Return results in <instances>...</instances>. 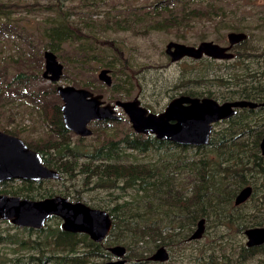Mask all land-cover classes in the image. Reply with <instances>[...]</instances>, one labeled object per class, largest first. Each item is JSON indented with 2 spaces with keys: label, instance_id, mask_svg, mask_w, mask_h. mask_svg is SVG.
I'll list each match as a JSON object with an SVG mask.
<instances>
[{
  "label": "trees",
  "instance_id": "1",
  "mask_svg": "<svg viewBox=\"0 0 264 264\" xmlns=\"http://www.w3.org/2000/svg\"><path fill=\"white\" fill-rule=\"evenodd\" d=\"M62 2L63 0H48L45 6L55 13V21L37 22L38 34L36 38L32 35L31 37L42 45L43 51L54 53L65 66L69 65L60 46L74 43L78 52L74 54L71 67L78 69L80 73L89 72L96 63L101 65L104 52L110 50L91 43L77 48L75 36L80 35L77 25L85 29L81 35L94 38L95 29H131L134 22L140 18L134 9L135 13L125 12L118 17L105 15L97 19L89 18L83 24H75L64 16H59L63 14ZM152 6V10L144 15L148 22L144 31L176 28L181 29L183 36L184 29L192 20L219 18V24H222L221 21L227 16L223 0H155ZM32 7L26 3L0 2V18H4L2 22L0 20V29L16 36H21V32L30 36L24 30L22 19L14 18L11 14L21 8L31 11ZM38 52V55L32 52L31 56L19 60L21 67L16 69L7 83V86L14 85L13 91L10 92L16 93V88H25L24 86L33 89V85L42 79L39 55L41 50ZM247 56L250 55L237 54L234 60L223 61V67L216 64V60L212 58L194 59L199 65L198 72L195 73L193 68L188 70L187 74L191 76L181 79V93L200 98L209 97L218 102H263L264 59L261 64L256 61L254 68V62H246ZM126 62L124 59V63ZM114 64V60L108 61L106 67L112 68ZM116 73L123 71L116 68ZM88 81L71 78L73 86L86 89L90 88ZM126 83L125 77H115L114 84L111 83L110 86L114 93H118L115 98H120V92H123L124 96L129 95L131 88L126 89ZM33 91L32 99H38L36 102L39 101L49 131L35 143L36 146L30 148L41 152L51 147L49 152L53 155L49 160L43 159L44 165L58 173H66L67 178L80 175L86 185L90 184L85 190L68 192L70 195H76L73 201L81 200L78 196L86 190L107 191L106 199H90L88 204L105 210L111 227L102 241L95 242L85 233L62 230L60 219L56 216L46 219L41 228L18 227L7 220H0V245L9 247L8 252L0 250V264H99L98 259L109 255L107 246L118 244L125 246L129 251L136 248L145 250L147 247L143 244L149 241L156 243L162 240L164 235L188 236L199 218L208 219L210 214L214 216L215 212L218 213L223 207L226 208L225 212L231 213L222 216L220 214L218 222L231 225L237 221L240 231L248 227L264 226V214L260 211L262 203L259 200L254 201L249 209L250 214L244 221L239 219L242 217L238 213L240 207L233 205L235 194L247 184L248 170L255 172L259 179H264V157L261 156L259 147L264 137V106L238 108L236 114L214 124L209 142L204 145H181L161 140L154 135L136 133L131 126L127 130L116 129L112 137L102 135L97 143L87 145L83 143L82 137L72 139L69 130L63 126L59 101L48 98L51 93L57 94L54 86L50 84V88L37 87ZM146 107L149 111L156 112ZM93 122L97 128L120 123L111 120ZM97 135L100 133L97 132ZM191 148L195 150L189 154L188 150ZM136 153H154L155 157L153 160L138 161ZM84 174L86 177H83ZM258 186L264 194V180H260ZM0 193L17 195L4 189L0 190ZM114 193L120 197H128L115 200L112 198ZM54 195L71 200L70 196L61 192H47L45 195L36 196L19 194V197L39 199ZM261 200L264 202L263 197ZM6 222L17 231L9 233L6 228L2 233L1 224ZM263 249L264 245L249 247L241 244L229 257H241L246 260L257 252L264 251ZM208 250L210 253L206 255ZM219 252L223 253L222 248H205L199 250L193 259L197 264H211L216 256L219 259L226 257L224 253L220 256ZM258 264H264V261Z\"/></svg>",
  "mask_w": 264,
  "mask_h": 264
},
{
  "label": "rangeland",
  "instance_id": "2",
  "mask_svg": "<svg viewBox=\"0 0 264 264\" xmlns=\"http://www.w3.org/2000/svg\"><path fill=\"white\" fill-rule=\"evenodd\" d=\"M155 0H63L62 10L67 20L74 22L75 24H83L85 21L90 19L102 18L105 15L118 17L120 14L125 12H136L140 18H138L132 28L128 29H112V28H99L94 30V38L83 36L81 33L85 32V29L77 25V29L80 35H76L75 45L77 48L83 47L87 43H91L96 47H107L110 51L104 52L102 64L96 63L94 67L87 73H80L78 69H74L72 60L74 54L78 52V49L74 48V43L62 44L61 52L69 66L63 65L62 74L60 79L56 83H51L45 79L39 80L33 85V89L29 86L16 88V93H12L13 84L7 86L12 74L17 68H20L19 60H24L25 56H31L32 52L38 55V51L41 50V71L43 69V58H42V45L36 43L32 37L37 36L38 23L41 20L55 21V13L49 10L45 4L48 0H0L4 4H11L13 2H19L21 4H30L32 7L31 11H25L23 8L18 9L16 13H12L11 16L14 18L20 17L22 19V25L24 30L30 35L21 32V36H16L12 33H7V30L0 29V130L9 131L10 134H16L19 138L30 141L32 145L36 146L35 143L38 139L44 138L49 127L46 121L43 119L44 115L41 112V106L38 99H32V93L37 87L50 88V84L55 86L60 85H73L71 78H81L84 80H90V88L88 90L94 93H102L103 99L107 102L117 100L118 93L113 92L111 85H105L102 81L100 82L96 78V74L101 67H106L108 61H115L112 68L109 69V75L111 78L110 84H114L116 76L125 77L126 89L131 88L129 95H123L120 92L119 100H128L137 96L143 106L159 112L164 109L169 100L179 94H181L180 81L182 78L189 77L187 74L188 70L193 68L194 72H198L199 65L196 63L197 60L191 58H183L179 61L172 62L170 57L165 53L166 44L169 41L182 42L189 45H197L199 42L204 40H211L221 45H227V33L230 31H243L248 34L247 40L238 44L235 47L236 53L239 55L242 52L249 51L250 56H247L246 62L251 60L256 68L255 62L258 61L260 64L264 59V0H223L225 6V12L227 16L224 17L222 24H219L220 19L214 20H192L186 26L181 36V29L176 28L170 30H145V25H148L144 15L152 10ZM1 22L4 20L0 18ZM53 21V23H54ZM219 24V25H218ZM227 24V26H226ZM233 24L232 26H228ZM225 25V27H222ZM237 25V26H236ZM32 35V37H31ZM105 50V49H104ZM237 55V54H236ZM124 59L127 61L124 63ZM205 59V58H203ZM225 61V60H224ZM223 60H216V64L223 67ZM116 68H119L123 73H116ZM120 79V78H119ZM76 87V86H75ZM86 89V88H85ZM15 91V90H14ZM170 96H172L170 98ZM48 98L52 101H59L57 94H49ZM147 108V107H146ZM116 113L121 117L119 124H111L97 128L94 122L91 127L88 126L92 132L91 135L83 139V143L87 145H93L102 137L107 135L112 137L115 135L116 129L127 130L130 125L127 116L121 111L120 108L116 109ZM101 130V131H100ZM97 132L100 135H97ZM98 137V139H97ZM75 139V136H71ZM194 148L188 150L189 154L194 153ZM175 151H180L175 149ZM137 160H153L155 157L154 153L139 154L136 153ZM67 185L64 188L62 183ZM17 181L8 180L0 182V190L14 191L13 187L17 185ZM86 185L84 180L82 181L81 176L77 175L76 178H71L69 181L59 180H46L41 186H38V190L32 194L34 196L39 194H46L47 192H67L72 199L74 195H70L68 192L74 190H81ZM105 190H86L79 198L81 200L90 203V199L100 198L101 200L106 199ZM192 192V189L190 190ZM261 193V192H259ZM189 196V195H186ZM261 194L259 195V197ZM128 197V196H126ZM251 197L242 208H239V214L246 216L250 214L249 210L252 205ZM226 208L218 210L219 212L214 214L213 218H210L206 223L205 233L201 239L195 242H182L186 238L182 235H176L173 238L175 247H168L170 253V260L166 264H197L194 262L195 257L199 250H205V248H211L217 250L222 248L223 253L226 255L225 258H221L213 264H258L264 261V251L257 252L253 257L246 261H231L229 255L232 252H236L241 244H245L246 237L242 231L238 228V222L234 224H225L223 222H217L219 215H230V211L225 212ZM50 222V221H49ZM196 224L192 227L195 228ZM8 229L9 233L15 232V228L6 222L1 224V231L4 233V229ZM34 236V234H31ZM160 242V241H157ZM156 243L149 241L145 244L147 248L141 250L136 248L129 251L127 254L130 255V262L128 264H165L157 263L154 261H148L145 256H149L156 248ZM159 244H162V240ZM0 250L4 252L9 251V247L0 245ZM264 250V249H263ZM143 251L142 256L139 252ZM210 253V250L206 251V255ZM223 253L219 252L221 256ZM138 254V255H137ZM106 256V255H105ZM98 259L99 264L102 261L108 259V256ZM109 258H111L109 256ZM229 258V259H228Z\"/></svg>",
  "mask_w": 264,
  "mask_h": 264
},
{
  "label": "water",
  "instance_id": "3",
  "mask_svg": "<svg viewBox=\"0 0 264 264\" xmlns=\"http://www.w3.org/2000/svg\"><path fill=\"white\" fill-rule=\"evenodd\" d=\"M246 37V32L230 31L226 36L228 41L226 46L211 40L201 41L197 45L169 41L165 53L172 62L184 57L200 59L203 56L218 60L231 59L233 57V53L229 51L231 46ZM42 57L41 77L49 82H57L62 74V64L51 51H43ZM96 78L105 85H110L109 69L100 68ZM55 91L61 100L59 111L63 126L74 134L91 135V130L87 127L91 120L120 119L121 116L116 113V109L120 108L136 133H151L158 139L181 145L207 144L214 123L230 118L236 114L238 108L264 106V101L218 102L209 97L180 95L170 100L161 112L154 113L141 105L137 97L105 103L101 94H94L82 87L57 84ZM259 147L261 154L264 155V137ZM57 177V172L45 167L39 155L27 148L20 138L0 130V182L14 178L35 180ZM249 194L250 187H244L236 195L234 203H242ZM50 216L60 219L62 230L85 233L95 242L102 240L111 227L110 218L105 210L90 207L81 201L72 202L60 196L30 200L0 194V220H7L18 227L41 228ZM203 222V219L198 221L191 239L202 235ZM245 235L246 245L261 244L264 242V226L250 227L245 230ZM125 249V246L117 244L110 246L108 251L114 256H120ZM151 259L164 261L168 259V254L161 248ZM101 264H125V262L119 259L103 261Z\"/></svg>",
  "mask_w": 264,
  "mask_h": 264
},
{
  "label": "flooded vegetation",
  "instance_id": "4",
  "mask_svg": "<svg viewBox=\"0 0 264 264\" xmlns=\"http://www.w3.org/2000/svg\"><path fill=\"white\" fill-rule=\"evenodd\" d=\"M247 37H248V34H247ZM247 37H246V39H244V40H242V41H240L239 43H236V44H233L232 46H231V48L229 49V51H231L232 53H233V57L231 58V59H223V61L225 60V61H232V60H234V58H235V55L236 54H238V53H236L237 51H235L234 52V50H235V47L236 46H238V44H240L241 42H243V41H245V40H247ZM221 45V44H220ZM227 45H228V41H227ZM222 46H226V45H222ZM242 55H244V56H246V55H248V54H250V52L249 51H246V52H242L241 53ZM240 54V55H241ZM204 57H207V58H210V57H208V56H203V57H201L200 59H202V58H204ZM184 58H190V57H184ZM57 59V58H56ZM213 59V58H212ZM58 60V59H57ZM215 60H217V59H215ZM63 66V65H62ZM63 69V68H62ZM48 81V80H47ZM100 81V80H99ZM101 82V81H100ZM51 83H56V82H51ZM57 85V84H56ZM55 85V86H56ZM111 85V84H110ZM55 86H54V89H55ZM107 86V85H106ZM109 86V85H108ZM56 92V91H55ZM92 93H94V92H92ZM94 94H101L102 95V93H94ZM180 95H187V94H179V95H177V96H175V97H178V96H180ZM187 96H189V95H187ZM135 97H137V96H134L133 98H135ZM175 97H173V98H175ZM190 97H197V96H190ZM133 98H131V99H133ZM138 98V97H137ZM173 98H171L170 100H172ZM200 98V97H199ZM131 99H128V100H131ZM102 100L105 102V103H112V102H107V101H105L104 99H103V95H102ZM169 100V101H170ZM61 101V100H60ZM141 102V101H140ZM61 104V103H60ZM60 104H59V106H60ZM168 104V103H167ZM166 104V105H167ZM141 105H142V103H141ZM145 107V106H144ZM165 108V107H164ZM162 111V110H161ZM161 111H159V112H161ZM159 112H154V113H159ZM128 118V117H127ZM101 120H107V121H109V120H111V121H120L121 120V118L120 119H101ZM101 120H91L88 124H87V127L88 126H90L91 127V125H92V122L93 121H101ZM129 121V120H128ZM130 123V122H129ZM217 123V122H216ZM215 124V123H214ZM214 124H213V128H214ZM131 125V124H130ZM132 127V126H131ZM89 128V127H88ZM90 129V128H89ZM133 129V128H132ZM91 130V129H90ZM212 131H213V129H212ZM4 132V131H3ZM91 132H92V130H91ZM69 133L71 134V136H75V137H78V138H80V137H82V138H85V137H88V136H90V135H86V136H82V135H77V134H74V133H72L71 131H69ZM8 134H10V133H8ZM142 134V133H141ZM150 135H154V134H151V133H149ZM11 135H13V134H11ZM145 135H148V134H145ZM14 136H16V137H18L17 135H14ZM70 136V137H71ZM155 136V135H154ZM156 137V136H155ZM19 138V137H18ZM21 139V138H20ZM22 141H23V143L26 145V147L27 148H29L30 150H32V151H34V152H36L38 155H39V157H40V161H41V163L43 164V159H45V160H49V158H51L52 157V155H53V153H51V152H49V151H51L52 150V148L51 147H48L47 149H43L41 152H38L37 150H35V149H32V148H30V146H34V145H32V143L30 142V141H25V140H23V139H21ZM39 140V139H38ZM37 140V141H38ZM261 156H263L264 157V155L262 154ZM258 162V161H257ZM44 165V164H43ZM45 167H47L46 165H44ZM47 168H49V167H47ZM57 172V171H56ZM248 172V175H246L247 176V184L246 185H244L236 194H235V196H234V198H233V205L234 206H237V207H240V208H242V205H244L247 201H249V199L251 198V197H253L252 198V201L254 202V201H260L262 204H261V208H260V211L264 214V202L261 200V197H263V199H264V194H262V193H259L260 192V186H258L259 185V182H260V180H264V179H259L258 178V175L257 174H255V172L254 173H251L249 170L247 171ZM57 174H58V177L57 178H55V179H53V178H40V179H35V180H30V179H22V178H14V179H9V180H15V181H17L18 183H17V185L15 186V187H13V189H15L13 192H15L17 195H10V196H17V197H19V194H24V195H27V196H31L32 194H35L34 192L36 191V189L38 190V186L40 185H42L44 182H46V180H51V179H53V180H59V179H62V181H69L70 183H71V178H67L68 177V175L66 174V173H58L57 172ZM77 176V175H76ZM83 177H86V175L84 174L83 175ZM76 178V177H75ZM6 181H8V180H6ZM2 182H4V181H2ZM258 184V185H257ZM62 185H63V187L64 188H67V185L63 182L62 183ZM87 187H90V186H87ZM244 187H250V194H249V196H248V198L245 200V201H243L242 203H239V204H235L234 203V201H235V197H236V195L244 188ZM82 190H85V187L82 189ZM62 194H65V195H67L65 192H61ZM0 194H3V193H0ZM261 194V196L259 197V195ZM7 195V194H6ZM54 196H59V195H54ZM67 196H69V195H67ZM126 196L127 195H124V196H119L118 194H116V193H114V194H112V198L113 199H115V200H121V199H125L126 198ZM45 197H53V196H45ZM45 197H42V198H45ZM60 197H63V196H60ZM19 198H26V197H19ZM65 198V197H64ZM26 199H29V198H26ZM39 199H41V198H39ZM67 199V198H66ZM80 199H81V197H80ZM30 200H38V199H30ZM68 200V199H67ZM69 201H72V202H74L73 201V199L71 198V200H69ZM76 201H81V202H83L84 204H86V205H88L89 206V204L88 203H86V202H84V201H82V200H76ZM245 206H246V204H245ZM90 207H92V206H90ZM211 215V217L213 218V214H210ZM247 216H249L248 214L246 215V216H242V217H239V219H240V221H244L245 219H247ZM264 218V217H263ZM204 220V222H203V233H202V235L199 237V238H196V239H191V235H192V233L195 231V229L197 228V223H198V221L199 220ZM210 220V218H205V217H202V218H199L198 219V221L196 222V226H195V228L188 234V236H185V240H183L182 242H186V241H188V242H195V241H197V240H199V239H201L202 238V236L204 235V233H205V229H206V223H207V221H209ZM215 221H219V219H217V220H215ZM248 228H250V227H248ZM248 228H246V229H248ZM246 229H244L243 231H242V233L245 235V230ZM172 237H174V236H166V235H164V237H163V239H162V244H159V245H157V248L152 252V253H150L149 254V256L147 255V256H145L146 258L145 259H147L148 261H154V262H157V263H167L169 260H170V253H169V251L167 250L168 249V247H171L172 245H174V242H173V238ZM245 237H246V235H245ZM104 239V238H103ZM102 239V240H103ZM247 239V238H246ZM102 240H100V241H102ZM160 242H161V239H160ZM159 242V243H160ZM246 242H247V240H246ZM246 242H245V244H246ZM178 243L179 242H177V244H176V246L178 245ZM114 245H117V244H113V245H110V246H114ZM262 245H264V242L263 243H261V244H258V245H247V246H249V247H255V246H262ZM110 246H107L106 247V250L108 251V248L110 247ZM126 248V247H125ZM161 248H163L164 249V251L168 254V259H166V260H164V261H159V260H153V259H151V257L159 250V249H161ZM109 252V251H108ZM129 252V250H127V248L125 249V251L123 252V254H121L120 256H114L113 254H111L110 252H109V255H108V259H106V260H104V261H108V260H124V262H125V264H128L131 260L129 259L130 258V255L129 254H127ZM142 254H143V251H140L139 252V255L140 256H142ZM109 256L111 257V258H109ZM129 257V258H128ZM229 259V258H228ZM249 258H247L246 260H248ZM219 260V258L216 256L212 261H211V264H213L214 262H216V261H218ZM231 261H237V260H239V261H241V262H243V261H246V260H242V258L241 257H238V258H233V259H230Z\"/></svg>",
  "mask_w": 264,
  "mask_h": 264
}]
</instances>
